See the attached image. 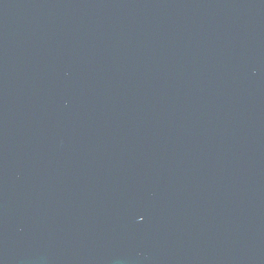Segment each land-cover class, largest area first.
<instances>
[{"label":"water","instance_id":"obj_1","mask_svg":"<svg viewBox=\"0 0 264 264\" xmlns=\"http://www.w3.org/2000/svg\"><path fill=\"white\" fill-rule=\"evenodd\" d=\"M0 264H264V0H0Z\"/></svg>","mask_w":264,"mask_h":264}]
</instances>
